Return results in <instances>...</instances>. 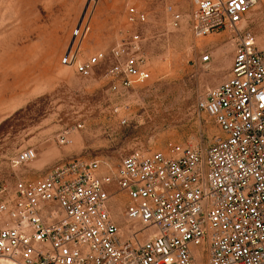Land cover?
I'll list each match as a JSON object with an SVG mask.
<instances>
[{"label":"built area","instance_id":"1","mask_svg":"<svg viewBox=\"0 0 264 264\" xmlns=\"http://www.w3.org/2000/svg\"><path fill=\"white\" fill-rule=\"evenodd\" d=\"M191 2L193 36L220 29L238 36L228 75L197 100L220 134L204 148L134 149L115 166L76 156L34 179L0 181V258L16 264H264V42L242 26L256 0ZM89 5L60 63L88 77L111 53L107 93L124 96L150 77L143 57L148 11L125 0L126 28L114 46L83 58L94 11ZM164 10L177 26L182 13L171 3ZM35 155L27 148L11 163ZM122 195L125 218L141 224L126 237L110 213L111 201Z\"/></svg>","mask_w":264,"mask_h":264},{"label":"rangeland","instance_id":"2","mask_svg":"<svg viewBox=\"0 0 264 264\" xmlns=\"http://www.w3.org/2000/svg\"><path fill=\"white\" fill-rule=\"evenodd\" d=\"M109 2L111 18L105 21L91 0H0L1 182L37 178L76 156L115 166L134 149L165 150L176 143L204 148L220 134L214 120L197 108V100L228 75L237 32L220 29L195 37L191 0H135L148 11L143 57L150 77L124 96L109 94L104 74L114 63L111 53L88 77L60 63L89 4L94 11L82 56L110 51L126 19L125 1ZM166 3L182 13L177 26L168 20ZM242 26L258 44L264 42V0H256ZM205 54L210 60H202ZM62 135L67 141L61 143ZM27 148L35 150V157L13 165L12 159ZM126 203L122 195L110 206L124 237L128 229L141 227L125 218Z\"/></svg>","mask_w":264,"mask_h":264},{"label":"crops","instance_id":"3","mask_svg":"<svg viewBox=\"0 0 264 264\" xmlns=\"http://www.w3.org/2000/svg\"><path fill=\"white\" fill-rule=\"evenodd\" d=\"M96 9H97V12H96L97 16L100 17L102 15L103 20L107 21L111 18L112 4L109 2V0H97ZM40 167H45V164L40 165Z\"/></svg>","mask_w":264,"mask_h":264},{"label":"bare ground","instance_id":"4","mask_svg":"<svg viewBox=\"0 0 264 264\" xmlns=\"http://www.w3.org/2000/svg\"><path fill=\"white\" fill-rule=\"evenodd\" d=\"M0 264H16V263L11 260H7V261H2Z\"/></svg>","mask_w":264,"mask_h":264}]
</instances>
